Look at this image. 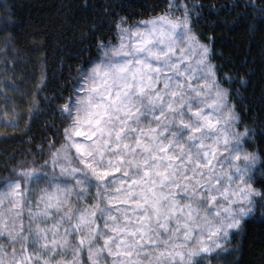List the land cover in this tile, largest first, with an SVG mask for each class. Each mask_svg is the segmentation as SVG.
<instances>
[{
  "label": "snow or ice",
  "instance_id": "snow-or-ice-1",
  "mask_svg": "<svg viewBox=\"0 0 264 264\" xmlns=\"http://www.w3.org/2000/svg\"><path fill=\"white\" fill-rule=\"evenodd\" d=\"M202 8L163 0L96 38L56 106L62 135L0 183V264H211L264 214V132L222 86L232 77L194 27Z\"/></svg>",
  "mask_w": 264,
  "mask_h": 264
},
{
  "label": "trees",
  "instance_id": "trees-1",
  "mask_svg": "<svg viewBox=\"0 0 264 264\" xmlns=\"http://www.w3.org/2000/svg\"><path fill=\"white\" fill-rule=\"evenodd\" d=\"M194 2L203 5L194 27L217 76L232 77L222 86L239 91L245 123L264 132V0ZM3 6L12 12L4 23L14 27L0 32V183L62 135L56 106L68 98L76 70L90 53L95 58L96 38L110 36L120 16L138 22L161 14L163 0H0V16ZM5 36L12 39L7 52ZM225 247L211 264H264V214L246 218Z\"/></svg>",
  "mask_w": 264,
  "mask_h": 264
},
{
  "label": "rangeland",
  "instance_id": "rangeland-1",
  "mask_svg": "<svg viewBox=\"0 0 264 264\" xmlns=\"http://www.w3.org/2000/svg\"><path fill=\"white\" fill-rule=\"evenodd\" d=\"M196 58H198V57H194V58H193V60H192V63H193V64H195V59H196ZM211 63H212L213 65H215V64L212 62V60H211ZM76 139H80V138L77 137ZM5 207H6V206H5Z\"/></svg>",
  "mask_w": 264,
  "mask_h": 264
}]
</instances>
